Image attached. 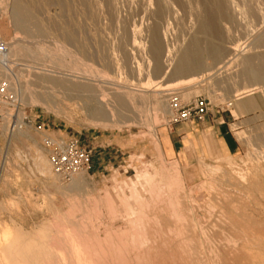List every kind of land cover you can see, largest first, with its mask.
<instances>
[{"label": "rangeland", "instance_id": "374dc122", "mask_svg": "<svg viewBox=\"0 0 264 264\" xmlns=\"http://www.w3.org/2000/svg\"><path fill=\"white\" fill-rule=\"evenodd\" d=\"M8 1L0 0V42L6 43L7 50H9V43L19 42L28 45V47L37 46L39 51L38 54H35L36 56L25 55L20 51L9 57L10 66L18 76L19 82L15 76L5 77L0 69V80L8 82L9 92L16 103L15 108L7 106V109L21 112L23 116L30 119V123L23 124L20 128L21 131L18 129L11 131L7 127L6 119L0 120V224L4 222L11 226H19L24 231H31L40 224L48 223L52 228L57 229L61 226L59 219L65 218L78 220L90 230L95 222H99L98 220L113 221L117 224L119 219L120 221L127 217V219L130 217L133 219V214L138 213L135 216L143 215L141 220H143L142 222L146 221L142 223L144 227L141 226V228L144 229L147 225L148 233H146L148 235H145L146 237L150 236L147 237L148 239H145L144 236L141 241L136 240L135 242L138 244L133 242V247L138 245L139 249L136 250L135 247L136 251L134 252L141 250L139 254L137 252L133 255L134 249H131L132 252L129 250L132 241L127 243L130 246L127 247L128 249L125 247V251L129 250L128 254L131 252L130 255H133L130 256V259L128 258V264L131 262L132 264H240L243 245L248 243L246 241H249L248 236L252 232L261 229L263 223L261 222V225L258 221L264 219L262 190L257 188L259 186H255L254 181H251V176H247L248 174L252 175L251 173L257 166H264V144L262 141L264 139V91L241 93L242 90L239 88L241 79L238 77L241 65L232 66L229 69L231 78L220 77L216 82H213L204 73V76L197 79L198 81L188 85L192 88L185 85L188 94L179 95L183 103L201 95L209 100L213 112L218 110L220 113H229L231 111L233 117L229 120V127L237 141V149L233 153H224L206 132L201 137L193 138L194 145L190 140H186L185 147L179 151L173 152L167 143L171 151L169 153L165 150L164 139L169 128L170 114L154 110L150 102L142 104L141 100L137 98V107L133 109V103L128 105L129 114L132 117L135 116L133 122L128 120L116 125L102 126L89 117L90 111L96 104L94 100H88L83 95L77 99L74 96L76 93L72 91L68 93L69 95L63 94L58 86L52 84L50 86L44 82L39 84L34 77V71L39 70L46 69L45 71L49 72L53 69L57 75L65 69L81 68L80 70H84L83 68H85L89 70L84 73L87 77L105 82L111 78L119 77L118 68L113 66L117 61L121 68L119 69L123 73H121L122 76L124 75L129 84H144L149 79L153 84H166L174 79L170 72L162 77H154L149 73L151 62L146 46L149 42L150 29L158 25L159 27H157L165 35L164 43L168 44L167 47L164 46L175 54L176 51H181L182 48L185 49L191 44L185 42L192 33V19L197 16V7L205 5V7H209L212 0H179V4L168 5L167 11L163 12L165 14L157 18H153L143 10V0H51L50 5V0L47 5L43 4V0H23V4L28 5L29 8L31 6L33 9H29V25L32 24L28 25L29 30L15 26L9 17ZM231 1L235 4L236 14L233 15L232 9L226 6L230 12L225 8L226 20L223 23L224 26L227 25L229 32L223 33L225 42L222 44L227 48H230L231 43L249 45L254 40V32L264 24V0ZM204 2L205 4H203ZM134 14L136 15L134 16ZM40 22L43 24L46 22L45 24H49V26L45 27ZM63 47H70L69 49L76 53L68 54ZM171 47L174 49L171 50ZM167 49L165 50L167 51ZM258 50L264 51V47ZM168 52L166 53L168 54ZM229 57L230 55H225L223 61ZM146 59L149 61L147 62ZM201 60L203 66L211 62L207 58ZM223 61L219 62L216 67L222 65ZM79 65L81 67H78ZM134 67L138 70L133 71ZM211 81L213 84H217L213 85ZM209 82L212 84L211 86ZM248 82L249 77L246 76L245 83ZM17 83L23 88L22 98L21 94L19 95L14 89ZM167 87L169 88L167 92L180 89L176 85ZM31 94L42 95V97L44 94L43 98L46 101L28 99L27 95ZM242 95L243 97H241ZM249 99L253 106L248 110L239 111L237 109L238 101ZM165 108L167 107L165 106ZM39 125H43L53 134L71 135L77 138L81 145L91 150L90 168L88 171H83V183L69 194L57 186L69 184L72 177L69 180H62L52 173L46 153L42 149V134L36 130ZM234 125L235 127H233ZM39 163L40 165L44 163L48 172L42 173ZM205 165L216 167L218 171L208 170L210 167ZM163 166L168 173L179 175L176 174L179 179L178 184L168 188L167 184L165 186L164 180L157 181L158 175L150 184L144 180L143 171L161 170ZM214 171L218 174L213 173ZM237 173L240 177L242 173L247 174V178L245 176L241 180L242 182L245 180V183H241L240 177H235L238 175ZM226 175L227 177H225ZM246 179L249 183L253 182L252 185ZM131 182L133 183L131 187L135 185L132 188L135 193L137 192L134 195L129 185ZM130 191L132 195L129 193ZM120 193L127 195V200L122 201L124 204L119 203ZM136 195L140 197L137 203L136 200L139 198L135 200ZM227 195L229 196L227 197ZM106 201L115 203L114 207L106 208L104 203ZM125 203H128V207L135 208L134 210L130 208V213L133 214L129 213V208ZM120 214L121 216H119ZM242 214L243 216H240ZM172 219H176L177 222ZM169 221L170 223L173 221L171 224L174 231L168 223ZM174 222L176 223L174 224ZM177 226L178 228L182 227L179 228L180 231ZM245 229L246 231H244ZM142 232L143 235L145 229ZM186 254H190L188 255L190 258ZM136 255L138 258L142 257L139 258V262L136 260L137 263L133 261L137 258ZM126 257L128 255H125V259Z\"/></svg>", "mask_w": 264, "mask_h": 264}, {"label": "bare ground", "instance_id": "6f19581e", "mask_svg": "<svg viewBox=\"0 0 264 264\" xmlns=\"http://www.w3.org/2000/svg\"><path fill=\"white\" fill-rule=\"evenodd\" d=\"M22 1L23 0H9L8 1L9 2V5L8 6H9V9H10V16L9 17L13 20V22L15 23V26L17 25V27H19L21 29L22 28H25V29L27 28L28 29V25H29V15H30L29 9H31V6H30V8L27 7L28 5L23 4ZM48 2H49L48 0H43V4H46L47 5ZM259 2H261V1H259ZM198 3H199V1H198ZM50 4H51V0L49 2V5ZM142 4H143V7H144V9H143L144 11H146L153 18H157L158 16L162 15L164 11H167L168 5H173V6L174 5H177V4H179V0H143V3ZM203 4H205V2ZM197 6H198V4H197ZM197 6H195V7H197ZM205 6H198L197 9H196L197 10V16L194 19H192L193 20L192 21V29L193 30H192V33H191L190 37L188 38L187 42H185V43H191V44H189V46H187L185 49L182 48L181 51L180 50L178 52L176 51L175 54L172 51H170L169 49L166 48L168 46V44L166 45L164 43V40H165L164 39L165 38L164 36L165 35H163V33L160 31V29L158 28L159 26L158 25H157L158 27L157 26H153L152 29H150L151 31H150V34L148 36L149 37V42H148V45L146 46L147 47V54H148V56L150 58V62H151V63L149 62L150 63L149 73L152 76H154V77H162V76H165L168 72H170L174 76V79L171 80V81H169V82H167L166 84H163V85L153 84V82H151L150 79L147 80V82L144 83V84H140V83H138V84H129V81L127 79H125L124 75L122 76L123 73L120 71L121 68L119 67V63L117 61L114 62L113 66L115 68H118V71H117L118 73L120 72V74L121 73L122 74L121 75L119 74V77L111 78L110 80H107L105 82H99L95 78L87 77L84 73H86V71L88 69L86 70L85 68H83L84 70H80L81 68L80 69H78V68L77 69H70V70L65 69V71H62V72L60 71L59 74L57 73V75L54 73V70L53 69L51 71H49V72H53V73L47 72L48 70L45 71L46 69L45 70L34 71L35 80L39 84L44 82L46 84L47 83L50 84V86H51V84L52 85H55V86H58L60 88L59 90L63 94H68L71 91L72 92H75L76 95H74V94L73 95L77 99H79L81 97V95H83L88 100H94V103L96 102L97 105L95 104L96 107L94 106V109L92 111H90L89 117H90V119L92 121H94L97 124H100L102 126L116 125L117 123L125 122V121H128V120H131L133 122L134 119H135V116L132 117V115L129 114V111L130 110L127 107H128V105L130 103H133V106H134L133 109L135 107H137L136 106V104H137V102H136L137 101V98H139L141 100V103L142 104H143V102L144 103L145 102H148V103L150 102L154 110H160V111H163V113H165V114L166 113H169L170 114V109H169V105H168V97H166L167 94H168L167 91L169 89L167 86H172L173 87V86L176 85V87H179L180 89L175 90V92L177 91L178 93H180L179 95H182V93L183 94H188L189 92H187L188 91L187 87L188 88L189 87L192 88V86H188V85H192L195 81H198L197 79L198 78L200 79V77H202V75L204 73H205V75L207 74V77L209 79H212L213 82H216L220 77L231 78V75L229 74V71H230L229 69L232 66L237 67V65L238 66L241 65V68H239L240 70L238 72L239 73V76L238 77H240V79H241V81H240L241 83L239 84L240 85L239 88H241V90H242L241 93H249V92L258 91V90L264 91V77H262L263 74H264V51L258 50L259 48L264 47V24L260 27L259 30H257L256 32H254V34H253L254 35V38H253L254 40L250 42L251 44H249V45L248 44L240 45L238 43H231L230 48H227V47H225L222 44V43L225 42L224 41L225 39H223V37H224L223 36L224 35L223 33L224 32L225 33H228L229 32L228 31L229 29H227L228 28L227 25H225L226 27L224 26V23H225L224 21L226 20L225 13H226V10H228L230 12V9H232L231 12L233 13V15H235L236 14L235 4L231 0H212V3H211V5L209 7H205ZM226 6L228 8H230V9H227ZM87 7H89V6H87ZM225 8H226V10H225ZM31 10H33V9H31ZM34 11H36V10H34ZM37 12H39V11H37ZM56 13H58V12H56ZM135 15L136 14H134V16ZM233 15H231V17ZM50 18H52V17H50ZM232 18H234V17H232ZM89 19H91V18H89ZM159 21H160V19H159ZM45 23L46 22H44V24L41 23V25H44L45 27L46 26L48 27L49 24H45ZM78 23L80 24V22H78ZM160 23H161V21H160ZM31 25H29V26H31ZM33 25H34V23H33ZM60 30H58V31H60ZM47 35H49V34H47ZM50 36H48V37H50ZM58 38L59 37H57V39ZM74 38H72V39H74ZM54 39H56V38L54 37ZM13 42H15V41H13ZM164 45H166V47ZM60 46H63V45H60ZM117 46H118V44H117ZM63 48L65 49V52L67 51L68 54H71V53H74L75 52V51L73 52L72 49H69L70 47L69 48L63 47ZM122 48H123V46H122ZM165 49H167V51H169L168 54L166 53L167 51ZM170 49L173 50L174 48L172 49V47H171ZM20 51H22L21 53L22 54H25V55L36 56L35 54H38L39 48L37 46H35V47H28V45L26 46V45H24L22 43L15 42V43H9V50H7L4 53H0V69L3 72V75L5 77H8L9 76V78H11V76H15V78H16L17 81H18V76L15 74V72L13 71V69L10 66L9 57L12 56V55H14V54H16V53H18V52H20ZM225 55H228V56L230 55V57L223 61V58L225 57ZM81 56L83 57V55H81ZM203 57L204 58H207V59H209L211 61V62L208 63V65H204L205 67L203 66V64H202L203 61L201 60V59H204ZM148 61H149V59L147 60V62ZM221 61H223L222 62V65L216 67V65L219 62H221ZM147 66H148V64H147ZM78 67H81V66L79 65ZM221 68H223V69H221ZM132 70L133 71H137L138 69L134 67ZM22 74H24V73H22ZM234 74H232V75H234ZM246 76L249 77V82L248 83H245V77ZM234 77H235V75H234ZM240 79L238 78L237 80H240ZM211 83H212V81H211ZM211 83L209 82L210 86L213 84V83L212 84ZM214 84H217V83H214ZM233 84H234V82H233ZM24 88H25V86H24ZM54 88H56V87H54ZM14 89H16V91L19 93V95L21 94L20 96L22 98L23 97L22 94H24V93H22V89L23 88H21L19 86V83H17L16 88H14ZM40 89H42V88H40ZM212 90H213V88H212ZM212 90H211V92H213ZM233 90H235L234 87H233ZM228 94H229V92H228ZM245 95H247V94H245ZM27 96H28V99H31V100H39L40 102L41 101L43 102V100L46 101L43 98L44 97V94H43V97H42V95H37V94H31V95H27ZM241 97H243V95ZM231 99H232V97H231ZM69 100H70V97H69ZM239 101H238V104H237V108H238L239 111L248 110V109H250L253 106L252 105V102L250 101V99L249 100H245V101L244 100L243 101L241 100V102H239ZM165 102H166V104H165ZM165 106L167 108H165ZM125 111H127L128 113H126ZM131 112H133V111H131ZM17 116H18V118L20 120H22L23 115H22L21 112H18V115ZM19 130H20V128L18 129V131ZM262 141H263V144H264V139ZM252 159H254V158H252ZM165 164H166V162H165ZM39 165H40V163H39ZM205 166H207V165H205ZM209 167L210 168H208V170H214L215 169V171H216L218 169V168L216 169L215 166H214L215 168H213V166L212 167L209 166ZM219 168L221 169V167H219ZM250 169H253V168L250 167ZM256 169H255V171L252 170L253 171V173H251L252 175H250V174H248V175L246 174V175L252 177V180L251 181H254V183L256 184L255 186H259L257 188L260 189V190H262V195L261 196H263V198H264V166H262V167L261 166H257ZM40 171L42 173L48 172V168H47V166L44 165V163H41V165H40ZM215 171L213 173H217ZM176 172H177V170H176ZM234 172H236V171H234ZM219 173H220V171H219ZM245 173L240 174L241 177L239 176V174L238 175L235 174V175H237L235 177H240L241 179L239 178V180L241 181V180H243L245 178V176H246ZM176 174L168 173L167 170H165V168L163 166V168L161 170L159 169V170H154V171H151V172H149V171H143L142 176L145 178L144 180L146 182H148V184H150V182L153 181V179L155 178V176L158 175L159 178L158 179L156 178L157 181L164 180L165 181V186L167 184V187L170 188L173 185L178 184L179 179L177 177L178 174L177 175ZM231 174H233V172ZM83 175H84L83 174V171L77 172V173H75L72 176V180H71V182L69 184H64V185L62 184L63 186L62 185L61 186L59 185V187L57 186V188H61L66 194H67V192L69 194V192L75 191L76 189H78L82 185L83 180H84V176ZM227 175L225 177H227ZM247 176H246V178H247ZM56 177H58V176L56 175ZM236 181H238V179ZM251 181L249 183L248 180H247V182L252 185L253 182L251 183ZM243 182L245 183V180ZM243 182L241 181V183H243ZM129 185H130V188H132V187L135 186L134 185V186L131 187V185H133L132 182ZM137 185H138V183H137ZM168 188H167V190L169 191ZM132 190H133V188H132ZM132 192H133V195L137 193V192L135 193L134 190ZM129 193L131 194V191ZM221 193H223V192H221ZM120 195L121 196H119V203H121L122 201L125 202V199L127 198V195H125L123 193H120ZM231 195H232V193H231ZM138 196L137 195L135 196L136 197L135 200L139 198L138 200H136V203L140 200V197H138ZM228 196L229 195H227V197ZM248 198H251V197H248ZM129 200H128V203H129ZM242 200L244 201V199H242ZM104 203H105L106 208H108V209L113 208L114 207V204H115L112 201L111 202H107L106 201ZM128 203L127 204L125 203L126 204V207H128L127 206ZM257 204H259V202ZM223 205H225V204H223ZM260 205H258V206H260ZM140 206H141V204H140ZM175 207L177 208L176 205H175ZM209 207H211V206H209ZM248 207H250V206H248ZM263 207H264V205H263ZM123 208L125 209V207H123ZM128 208H129V213H130V210L133 208V206H132V208L131 207H128ZM134 209L135 208H133V210ZM243 210H245V209H243ZM236 213H237V211H236ZM130 214H133V213H130ZM137 214H135V215H137ZM135 215L133 214V219H132V217H130L131 219L130 218L127 219L128 217L125 218L127 220L121 218L122 220L120 221V219H119V223H117V224L114 223L113 221L112 222H106L104 220H98L99 221L98 223H96L94 221L95 222V225H92V223H91L92 226L90 227V230H88L87 227L83 226L81 224V222L78 221V220H70V219H65V218L59 219V222H60L59 224L61 225L60 228L54 229L48 223H43V224L38 225L36 228H34L31 231H24L19 226H16V225L11 226L9 224H4V222H3V224H0V264H125V262L129 261V259L133 255L137 254V252H138V251L136 253L134 252V251H136L138 249V247H137L138 245L135 246L136 248L133 247V242H135L138 239H139V241H141L144 238V236H145V239L147 237L149 238V236H150L149 235V236L146 237V235H148L147 234L148 232L146 230V227H148L147 225L144 228L145 229V233L142 235V233H143L142 230L144 231V229L141 228V226H143L142 223L146 222V221L142 222L143 220H141V218H143L142 217L143 215H138V216H135ZM221 215H223V214H221ZM119 216H121V214ZM124 216H125V214H124ZM237 216H238V214H237ZM240 216H243V214L240 215ZM181 217H183V216H181ZM211 218L213 219V217H211ZM245 219H247V218H245ZM261 219H262V217H261ZM172 220H176V219H172ZM184 221H186V220H184ZM189 221H191V220H189ZM166 222H167V220H166ZM166 222H165V224H166ZM176 222H177V220H176ZM176 222H174V224ZM258 222H260V223L262 222L263 223V225L261 223L262 226L259 225V226H261V229L258 226V228H259L257 230L258 233L257 232H252V234L248 236L249 241H246L248 243L245 244L246 243L245 242L244 243L245 245H243V247L241 249L242 252H243L242 253V259H241V263L242 264H264V219L262 221L259 220ZM82 223H83V221H82ZM168 223H170V221ZM171 223H170V225H171V228H172V224ZM212 223H213V221H212ZM186 224H187V222H186ZM227 225H229V224H227ZM239 226H240V223H239ZM190 227H192V226H190ZM173 228H172V230H173ZM177 228H178V226H177ZM179 228H178V230H179ZM149 229H150V227H149ZM244 231H246V229ZM151 232H152V230H151ZM248 234H250V233H248ZM219 235H221V234L219 233ZM151 236H152V234H151ZM158 237H160V236H158ZM180 238H183V237H180ZM237 238L239 239L240 237H237ZM131 241H132V244H131L132 246L131 247H133V248L130 247L129 250L134 249V248L136 249V250L134 249L133 252L131 250V252L133 253L132 256L130 255L131 252L128 254L129 250L125 251L126 250L125 247L127 248V247L130 246V244L128 246L127 243H130ZM179 242H182V241H179ZM162 243H164V242H162ZM135 244H138V243L135 242ZM156 244H157V242H156ZM179 245H180V243H179ZM163 246H164V244H163ZM189 246H190V244H189ZM179 249H181V248H179ZM140 251L138 252V254L140 253ZM150 252H151V250H150ZM158 253H159V251H158ZM191 253H193V252H191ZM181 254H182V252H181ZM125 255H128V257H126L127 260L125 259ZM156 255H157V253H156ZM159 255H160V253H159ZM188 255H190V254H188ZM136 257H137V255H136ZM181 257H182V255H181ZM139 258L137 257V258H135V260H133V259H131V260H133L135 262H136V260H138L137 262H139ZM186 261H187V259H186ZM140 262L142 263L141 260H140ZM199 263H200V261H199ZM126 264H128V262ZM131 264H132V262H131ZM182 264H184V263H182ZM205 264H207V263H205Z\"/></svg>", "mask_w": 264, "mask_h": 264}, {"label": "built area", "instance_id": "2783aa9c", "mask_svg": "<svg viewBox=\"0 0 264 264\" xmlns=\"http://www.w3.org/2000/svg\"><path fill=\"white\" fill-rule=\"evenodd\" d=\"M7 51L5 42H0V53ZM170 109L169 124L184 123L191 120L203 121L211 111L209 100L201 95L195 96L187 103H183L179 94L170 90L167 94ZM15 99L9 92L6 81L0 80V120L5 118L7 127L11 131L19 129L23 124L30 123L27 116L20 120L18 112L9 111L7 106L16 107ZM5 113V115H3ZM42 134L41 145L46 153L47 161L54 175L62 180H69L81 171H88L91 163V150L80 144L79 140L71 135L53 134L43 125L36 127Z\"/></svg>", "mask_w": 264, "mask_h": 264}, {"label": "crops", "instance_id": "0c3cea01", "mask_svg": "<svg viewBox=\"0 0 264 264\" xmlns=\"http://www.w3.org/2000/svg\"><path fill=\"white\" fill-rule=\"evenodd\" d=\"M232 117L231 111L220 113L218 110L216 112L211 110L203 121L191 120L169 124L167 138L165 136L164 139L165 150L169 153L170 148L173 152L179 151L185 147L186 140H190L194 145L193 138L201 137L206 132L224 153H233L237 149V141L229 127V120Z\"/></svg>", "mask_w": 264, "mask_h": 264}]
</instances>
